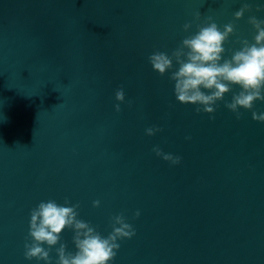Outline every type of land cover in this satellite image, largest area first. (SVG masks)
Here are the masks:
<instances>
[{
  "label": "water",
  "instance_id": "water-1",
  "mask_svg": "<svg viewBox=\"0 0 264 264\" xmlns=\"http://www.w3.org/2000/svg\"><path fill=\"white\" fill-rule=\"evenodd\" d=\"M243 2L0 0V264H44L25 258V243L32 209L49 200L79 204L104 237L125 216L136 235L118 241L112 264H264V123L225 107L239 87L214 119L197 114L148 59L171 55L209 16L235 24L230 59L256 35L249 16L264 20V0H249L253 12L236 21ZM152 127L162 131L150 137ZM73 236L61 243L75 253Z\"/></svg>",
  "mask_w": 264,
  "mask_h": 264
},
{
  "label": "clouds",
  "instance_id": "clouds-1",
  "mask_svg": "<svg viewBox=\"0 0 264 264\" xmlns=\"http://www.w3.org/2000/svg\"><path fill=\"white\" fill-rule=\"evenodd\" d=\"M255 11L264 12V5H257ZM252 12V4L244 0L235 13V20H242L246 13ZM200 18L198 14L197 21ZM248 22L256 35L253 41L237 40L240 47L231 52L230 59L224 58L225 45L236 34L235 24H226L221 29L209 16L206 23L198 25L195 34L184 38L171 55L153 52L148 57L149 63L161 76L171 72L176 99L183 105L197 106V114L203 111L214 119L217 103L224 101L233 87H239V93L233 95L225 107L235 113L237 119L242 117L240 110L244 109L252 112L253 120L264 123V113L253 110L257 101L264 102V20L250 15ZM192 27V23H186L184 31L190 32ZM115 97L119 102L115 110L119 113L120 104L125 102L123 88L116 91ZM160 131L159 127H152L146 129V134L151 137ZM153 151L172 165L182 162L180 157L166 154L159 147H154ZM100 206L99 200L93 202V207ZM79 207V204L71 205L69 200H65L64 205L49 200L41 201L33 208L25 258L52 264L51 250L56 248V264H112L120 249L118 241L132 239L136 235L135 229L121 214L112 218V232L104 237L89 223L79 219ZM135 216L139 218L140 212L137 211ZM69 229L74 232L75 253L69 252L67 245L61 243V235Z\"/></svg>",
  "mask_w": 264,
  "mask_h": 264
}]
</instances>
